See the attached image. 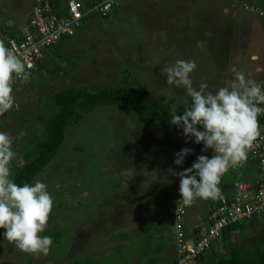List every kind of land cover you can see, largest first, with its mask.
I'll list each match as a JSON object with an SVG mask.
<instances>
[{"label": "rangeland", "instance_id": "1", "mask_svg": "<svg viewBox=\"0 0 264 264\" xmlns=\"http://www.w3.org/2000/svg\"><path fill=\"white\" fill-rule=\"evenodd\" d=\"M187 4L200 7L193 0H118L110 18L91 17L77 34L48 50L41 71L14 83V108L0 120V131L14 141L16 156L10 167L24 163L21 149L43 140L45 123L38 116L54 112L49 96L64 87L96 89L127 78L153 96L173 98L172 108L185 103L189 99L185 90L166 83L163 66L192 59L199 70H208L224 62L216 47H208L217 43L211 33L204 41L194 29L191 16L197 13L189 12ZM0 13L7 14L16 29L27 18L14 0H0ZM189 32L196 41L189 39ZM220 33L216 30V38ZM197 41L204 47L197 48ZM194 77L191 74L194 87L204 82L212 92L228 84L215 85V77L205 81ZM78 113L80 119L66 128L54 158L31 181L47 185L54 207L46 230L61 232V237L52 240L48 255H30L3 239L0 229V264H69L86 258H99L98 264H170L172 205L181 199L180 180L172 173L191 167L200 155L210 159L213 151H202L203 144L194 138L150 128L139 111L99 106ZM21 131L24 135L17 139ZM184 148L192 153L176 166L174 154ZM149 215L153 219L141 226ZM254 225V231H260L264 217ZM238 235L231 239L240 241ZM220 245L216 248L222 254Z\"/></svg>", "mask_w": 264, "mask_h": 264}, {"label": "clouds", "instance_id": "2", "mask_svg": "<svg viewBox=\"0 0 264 264\" xmlns=\"http://www.w3.org/2000/svg\"><path fill=\"white\" fill-rule=\"evenodd\" d=\"M30 2L31 9L32 0ZM48 2L52 8H59L57 1ZM245 6L251 7L243 5V9ZM107 15L110 18L113 14L110 12ZM104 17L99 18L107 19ZM84 18L85 24L91 19L89 15ZM60 43L62 41L56 45ZM54 47L49 49L50 52ZM196 47L203 48L204 42L197 41ZM46 55L47 53L44 59ZM195 68V61L177 59L174 63L165 64L161 69V74L166 76V83L183 88L189 98L185 101L187 107L183 114L172 113L170 123L178 128L182 127L183 135L194 138L196 144L202 143V151L211 149L214 153L210 159L200 155L191 167L179 173H172L180 180L179 202L185 207L192 206L197 199H216L221 195V176L226 171H237L240 164L247 159L248 151L261 136L258 116L264 114V107H260L264 104V87L261 84L247 78L243 72L235 71L234 78L227 86L213 93L204 82L200 83L199 87L193 86L191 74ZM29 76L30 72L20 54L13 52L0 40V116L14 107L15 81H27ZM23 135L21 131L17 139ZM13 143V137L9 133L0 131V229L4 230L3 239L13 244L19 252L46 256L53 241L50 236L41 234L46 231L54 201L47 191V185L39 180L32 184L24 183L22 186L14 182L10 167L16 156ZM191 153V149H181L174 154V164L181 166L185 156ZM231 166L237 167L231 169ZM168 171L171 172V169ZM184 225L186 229L190 228L185 219ZM198 232L200 230L195 234ZM207 253L208 251L203 256Z\"/></svg>", "mask_w": 264, "mask_h": 264}, {"label": "trees", "instance_id": "3", "mask_svg": "<svg viewBox=\"0 0 264 264\" xmlns=\"http://www.w3.org/2000/svg\"><path fill=\"white\" fill-rule=\"evenodd\" d=\"M74 1L79 2L81 12L93 5L92 0ZM116 4L117 2L111 7V15L115 13ZM57 7L62 8V3L60 2ZM94 16L96 15H89V17ZM108 17L109 15H106L104 18ZM9 21L11 20L7 17V14L2 17L0 15V34L3 38L13 37L17 32L15 26ZM84 25L85 19H83V26ZM40 66L42 67V65ZM49 102L54 112L46 117L38 116V118L42 119L45 123L43 140L26 151L21 149L24 163L11 168L14 182L21 186L24 183L31 184V181L51 162L64 141L66 128L70 123L77 122L80 119L78 110L89 112L99 106H114L120 112L135 110L144 115L147 125L150 128L167 130L172 133L183 135L182 127L178 128L172 125L170 120L172 113L182 115L187 107V104L183 102L172 108L171 105L175 102L173 98H165L163 95L153 96L143 85L128 81L127 78L121 79L115 85L96 89H88L83 86H67L53 92L49 96ZM2 117L3 115L0 116V119H2ZM258 123L260 128L264 127V116L258 118ZM245 161L251 163L248 158ZM222 181L223 176L220 178L219 184L221 195H224L226 201H229L234 194L233 188L225 193L222 190ZM251 187L253 190L254 186L251 185ZM215 200L216 199L208 206L207 212L211 206L212 208L215 207ZM179 204V200L176 201V204L172 205L173 210ZM192 206L186 209L185 218ZM152 219V215L146 216L141 226L143 222L147 223ZM204 220L205 217L202 219V222H204ZM202 222L199 226L197 225L199 228L197 227L195 232L200 230ZM255 222L256 221H251L244 224L234 223L226 226L222 230L219 240L215 243H211L208 247L209 255H212V257L209 256L211 259L201 262L203 256H199L196 260L197 264H264V225L260 231H254ZM146 223H144V225ZM158 229L161 230L162 228L158 227ZM47 231L48 230L42 233V235L50 236L52 240H57L62 235L61 232L51 230L52 232L48 233ZM234 233L241 236L240 241H237L238 239H231L232 236L234 237ZM249 233L250 235L248 236ZM239 235L237 236L238 238ZM117 236L122 239H127L125 235L117 234ZM234 238H236V236ZM220 242V247L223 248L222 254H220L216 248V245ZM98 259L99 258L75 259L69 264H98L100 261ZM173 261H171L170 264H172Z\"/></svg>", "mask_w": 264, "mask_h": 264}, {"label": "built area", "instance_id": "4", "mask_svg": "<svg viewBox=\"0 0 264 264\" xmlns=\"http://www.w3.org/2000/svg\"><path fill=\"white\" fill-rule=\"evenodd\" d=\"M92 1L93 5L81 12L79 2L74 0L66 1L62 8H52L48 0H32L26 23L13 37L3 38L0 34V40L13 52L20 54L30 78L35 72L41 71L40 65L50 48L73 37L83 27L84 17L90 14L104 17L111 12L116 0ZM244 9L252 11L264 26V0L258 7L245 6ZM21 81L18 79L15 82ZM260 107H264V104ZM261 116L264 114L258 118ZM260 131L261 136L247 156L255 167L253 190L251 185L238 182L233 186L234 194L229 201L224 195L216 198L215 207L211 206L206 213L197 236L194 230L198 226L186 229L184 225L188 207L180 203L174 209L171 226L175 258L172 264H197V258L206 254L211 243L219 240L226 226L256 221L264 215V127ZM237 166L229 168L235 169Z\"/></svg>", "mask_w": 264, "mask_h": 264}, {"label": "crops", "instance_id": "5", "mask_svg": "<svg viewBox=\"0 0 264 264\" xmlns=\"http://www.w3.org/2000/svg\"><path fill=\"white\" fill-rule=\"evenodd\" d=\"M14 1L18 6H21V9L25 10L28 16L30 0ZM140 1L143 2V0ZM193 2L200 7L187 4L186 9L189 12L197 13L191 16L194 29L201 32L200 35L204 41L207 39L206 36H210L206 34L211 33L217 43L209 44L208 47L210 50H215L216 47L217 56L224 59V62L208 70H199L196 65L192 78L195 79L194 76H197L200 81H205L206 78L215 77L213 80L215 85H221L231 81L235 71H240L247 78L255 80L264 87V26L253 12L243 9V5L259 6L262 0H193ZM216 30H221L219 38H216ZM189 33L190 36L187 35L189 39L196 41V38L192 37V33ZM226 75L230 78H225ZM214 89L216 91L219 88L215 87ZM238 168L237 171H230L229 175H223L222 190L225 193L229 192L238 182L252 185L255 172L254 164L244 161ZM213 201L214 199L211 198L197 199L185 218L186 225L189 227L199 226L206 215L208 206ZM209 256L208 252L203 256L201 262L207 261Z\"/></svg>", "mask_w": 264, "mask_h": 264}]
</instances>
